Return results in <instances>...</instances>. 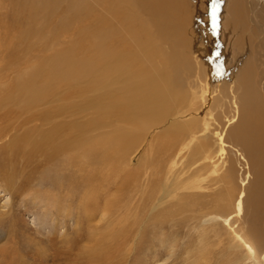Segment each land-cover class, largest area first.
Segmentation results:
<instances>
[{"label":"rangeland","instance_id":"1","mask_svg":"<svg viewBox=\"0 0 264 264\" xmlns=\"http://www.w3.org/2000/svg\"><path fill=\"white\" fill-rule=\"evenodd\" d=\"M167 1L141 0V4L145 10L151 7L150 4H176L175 7L171 5L169 8L171 11L177 10L176 28L168 27V31L171 33V39L177 43L175 42V47H172L173 43L170 39V45L165 42L166 44L161 47L164 55L169 54L166 56L170 65L172 64L171 67L175 68L174 71L170 68L172 71L169 70V73L174 75L172 77L175 78V82L180 84L184 91H189L191 88L187 86L186 81H193L192 85L195 87L196 84L200 86L208 81L206 85L208 89H204L206 92H203V96L198 95L194 99L190 112L193 117L198 114L204 107L202 105L204 100L208 102L207 107L203 109L201 115H198L199 118L208 117L206 115L208 110L215 109L209 119V129L203 133L204 138L212 144L214 155L219 160L221 143L218 141L216 131L223 132L226 142L223 159L226 160L225 166L231 167L234 175L231 185L232 203L234 204L242 191L246 199L243 211L237 217V225L244 228L243 233L251 236L257 252L264 255V188L258 193V199H255L253 190L258 183L252 181L257 178L260 165L256 160L252 163L240 146L233 144L230 129L236 122H227L225 116L234 114L232 94L229 93V89L227 90L228 84L232 82L235 85L237 98L234 101L237 100V103L252 115V120L248 124L246 122V125L264 126L262 125L264 123V0H171L172 3ZM236 7L237 9L234 10L237 13L233 10ZM57 9L49 18L38 15L33 25L29 20L34 13L24 0H0V90H2L0 94L4 92L3 95L7 96L12 92L14 97H18L19 87L16 84L18 77L24 79L28 66L39 64L43 56L51 54V52L43 53L44 48L36 45L27 59L19 62V57L24 53V46H17L21 35L31 28H36L38 22H41L40 29L45 33L49 31L46 33L49 37L54 28L60 26L65 16L64 3ZM180 13H185V16ZM164 20L169 19L164 17ZM166 23L164 24L167 26ZM76 26L74 24L70 28L68 39L74 37ZM30 36L29 41L41 43V40L35 39L36 36L34 37L33 34ZM197 42L200 49L204 47L199 51L202 56L199 58V64L195 60L197 53L193 56ZM207 49L208 51H205ZM16 61L18 63L12 64ZM154 64L156 65V61ZM158 65L162 68V61ZM210 72L212 77L209 81L207 78ZM20 73L24 76H18ZM53 89L54 87L51 91ZM249 89L251 92L248 98ZM209 94L211 100L206 99ZM74 100L79 99L63 98L58 103L66 107L67 103L70 104ZM219 100H222L223 104ZM124 102L122 95L121 103ZM52 105L55 103L53 102ZM80 105L77 103L74 107L78 108ZM41 109L39 108V111ZM120 111L121 115L130 113L127 108ZM76 115L81 120L82 114ZM115 118L112 116L118 126L126 125L125 122ZM95 125L91 126L90 135L87 136L90 139L100 138L114 130L112 125L106 128L99 126L97 129ZM30 127L28 133L32 131ZM162 128L152 134L162 132ZM25 129L26 126L23 124L17 125L12 131L13 134L0 141V146H5L12 136L19 138L20 133ZM40 136L39 132H31L23 137L28 140V144L16 150L20 152L14 153L15 158L8 166L2 161L3 147H0V264H254L252 255L245 258L247 250L244 246L232 249V246H235V240H232L231 235L233 232L225 222L217 220L216 223L212 221L204 224L203 218L198 215L200 208L195 206L193 210H189L187 204L183 207L182 204L186 203L188 198L180 194L181 190L174 193V188H178V184L182 182L174 180L177 176L174 172L182 167V160L176 162L173 174L166 172L169 168L166 161L186 142L182 133L177 146L176 143H172L171 138L151 136L130 155L131 158L126 156L127 162L115 159L91 163L87 167L84 164L81 167L83 171L77 170L79 166L73 165V168L72 165H68L65 159L57 163L50 161L47 152L41 153L39 148H33L29 141L40 139ZM173 146L177 148L173 149ZM193 149L194 146L184 152L189 154ZM85 154L86 152L82 156L83 159ZM261 156L259 152L254 158L260 159ZM211 162H209L210 168ZM156 167L162 172L154 177L152 180L154 182L146 183L148 182L146 179L150 177L145 175L155 172ZM136 170H141V177L143 176L140 177L143 179L140 187H137V182L129 178L128 172ZM209 172L207 169L203 183L214 188L217 174ZM87 175L90 177L89 182H83V178L86 179ZM185 176L186 174L182 178ZM57 178L59 180L54 182ZM126 178H128L127 182L129 181L127 184L123 183ZM167 185L172 194L166 195L164 201L159 202L163 195V187ZM217 189L218 187L213 192L214 196L219 195L216 194L219 190ZM253 201L259 205L256 210L252 209L255 207ZM155 203L158 206L156 210L153 209ZM212 208V212L216 210L214 205ZM232 209L228 207V211L222 212L230 213ZM209 212L205 214L214 216L208 214ZM215 214L220 215V212L217 211ZM195 215L197 218L194 217ZM94 223L98 226L96 232L91 226ZM238 260L240 262L236 263Z\"/></svg>","mask_w":264,"mask_h":264},{"label":"bare ground","instance_id":"2","mask_svg":"<svg viewBox=\"0 0 264 264\" xmlns=\"http://www.w3.org/2000/svg\"><path fill=\"white\" fill-rule=\"evenodd\" d=\"M24 1L34 13L29 20L33 25L38 15L41 14L42 17L49 18L62 3H64L66 10L60 26L55 27L54 31L50 32L49 37L46 36L49 31L45 33L43 29H40L39 23L41 22H38V25H35L36 28H31L19 39L17 47L24 46V51L22 49L24 53L19 57V62L25 61L32 50H35L36 45L44 48L43 53L51 52V54H44L45 56L39 64L28 66L27 77L25 76L24 79L18 77V82H16L19 87L18 97H14L12 92H9L7 96L3 95L4 92L0 94V141H4L6 136L9 137L13 134L12 131L17 125L23 124V126H26V129L20 133L19 138L18 136L14 138L12 136L5 146H0L3 147L1 148L3 149L2 161H5L7 166L12 163L13 158H15L14 153L20 152H16V150H19L22 145L28 144V140L23 137L31 132H39L41 135L40 139L29 141L33 148H39L41 153L47 152L49 160L55 163L65 159L68 165L79 166L78 171L82 170L81 167L84 164L87 167L88 164L100 163L104 160L116 159L127 162L126 156L131 158L130 155L135 153L143 142H146L148 137L151 136L154 138H171L172 143H176L177 146L182 133L186 142L179 151H176V154L174 153V156L170 155L169 160L166 161L169 166L166 172L173 174L176 162L182 160V167L174 172V175H177L174 180H181L182 182L178 184V188H174V193L181 190L182 193L180 194L184 198H188L186 203L182 204L183 207L184 204H187L189 210H193L195 206L200 208L198 215L203 218L202 222L204 224H209L212 221L216 223L217 220L225 222L229 226V230L233 232L231 235L233 236L232 240H235V246H232V249L244 246L247 250L245 258L252 255L254 264H264V255L257 252L258 250L251 236H246L243 233L244 228L237 225V217L242 213L246 199H244V191H242L234 204L232 203L233 188L231 185L234 175L231 167L225 166L226 160L223 159L226 150L223 132L216 131L218 141L221 143L219 157L223 159L222 161L216 159L212 144L204 138L205 134L203 133L209 129V119H211L210 116H213L215 109L208 110L209 112L206 113L208 117L199 118L198 115H201L203 109L207 107L208 102L204 100L202 103L204 107L198 114L194 113L196 117H193L192 112H190L194 99L198 95L203 96V92H206L204 89L208 81L202 83L203 85L200 84V86L196 84V87L192 85L193 81H186L187 86L191 88L189 91H184L181 89L180 84L175 82V78L172 77L174 75L169 73L172 71L170 68L173 71L175 68H172V64L170 65V62H168L169 59L166 55L169 54L164 55L161 47L166 44L165 42H170L171 33L168 31V27L176 28L177 10L171 11L169 9L171 5L175 7L176 4H150L151 7L145 10L142 8L141 0ZM169 1L172 3L171 0L167 2ZM234 9H237V7ZM182 15L185 16V13ZM164 17L169 20H164ZM85 22L88 23L84 24ZM165 22H167V26L164 24ZM74 24L77 25L75 35L72 39H68L69 30ZM188 29L190 30V28ZM175 31L177 30L175 29ZM31 34L34 37L36 36L35 39L41 40V43L29 41ZM171 40L172 47H175L177 42L173 41L174 39ZM201 49L198 42L195 43L193 56L197 53L195 60L198 64L200 63L201 54L199 51ZM208 49L205 51H208ZM155 61L156 65L154 64ZM161 61L162 68L158 65ZM15 63L18 62L12 64ZM18 76H24V74L20 73ZM211 77L212 73L210 72L207 79L210 81ZM179 81L181 83V79ZM53 87L54 89L51 91ZM234 87L235 85L232 82L227 86V90L229 89V93L232 94L231 102L234 105V114L225 116H227V122H236L230 129L233 144L240 146L252 163L256 160L260 165L257 178L252 180L254 183H258L256 187L254 184L255 190H253L254 198L258 199V193L262 192L264 188V153H262L264 152V126L255 127L254 124L253 127H250L246 125V122L248 124L252 120V115L245 110V107L242 108L237 100L234 101V99H237ZM224 90L226 91V89ZM224 90L222 91L224 92ZM247 92L249 98L251 89ZM122 95L125 100L124 104L121 103ZM39 97L40 100H38ZM63 98L79 100H74L70 104L67 103L64 107L63 104L58 103ZM210 98L209 94L206 99ZM53 102L55 105H52ZM77 103L81 105L75 108L74 105ZM221 104H223V101ZM39 108L42 109L39 111ZM124 108H127L130 113L121 115L120 109ZM76 114H82L81 120ZM112 116L116 117L115 120L119 119L125 122L126 125L118 126L119 124L113 121ZM93 124H96V129L99 126L106 128L112 125L114 130L108 135L90 139L87 136L90 135ZM29 126H31L32 131L28 133ZM160 128H162V132L152 134L155 130L159 131ZM198 135L202 136L198 137ZM192 146H194V149L189 154L184 152L186 149L190 150ZM171 148L172 146H170ZM85 152L83 159L82 156ZM259 152L262 154L261 158L255 159L254 156ZM44 156L47 158L46 154ZM210 161H212L211 168L209 167ZM158 167H156L155 172L145 175L150 177V179H146L148 181L146 183L154 182L152 181L154 177L162 172ZM207 169L208 172L211 171V173L217 174L214 188H210L209 184L203 183ZM128 173L129 178L137 182V187H140L143 181L141 170L129 171ZM185 174L186 176L182 178ZM139 179L141 180L138 181ZM58 180L59 178L54 179V182ZM89 180L88 175L86 179L83 178V182H89ZM127 180L128 178L123 183L127 184L129 182ZM59 185L61 184L59 183ZM217 187L219 190L217 189L216 194L219 195L214 196L213 192L216 191ZM162 194L159 202H163L166 195L170 196L172 194L168 190V185L163 187ZM253 203L255 207L252 208V204H250V207L253 210L258 209L257 202L253 201ZM213 205L216 210L214 209L215 211L212 212ZM157 207L155 203L153 209L156 210ZM228 207H232V211L223 213L228 211ZM208 211H210L208 214L214 216L205 214ZM217 211L220 212V215L215 214ZM194 217L197 218L196 215ZM91 226L94 227L96 232L97 224L94 223ZM232 259L230 258V260Z\"/></svg>","mask_w":264,"mask_h":264}]
</instances>
